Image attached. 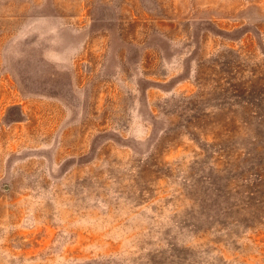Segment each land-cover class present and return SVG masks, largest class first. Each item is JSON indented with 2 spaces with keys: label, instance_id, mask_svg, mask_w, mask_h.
<instances>
[{
  "label": "rangeland",
  "instance_id": "374dc122",
  "mask_svg": "<svg viewBox=\"0 0 264 264\" xmlns=\"http://www.w3.org/2000/svg\"><path fill=\"white\" fill-rule=\"evenodd\" d=\"M0 264H264V0H0Z\"/></svg>",
  "mask_w": 264,
  "mask_h": 264
}]
</instances>
